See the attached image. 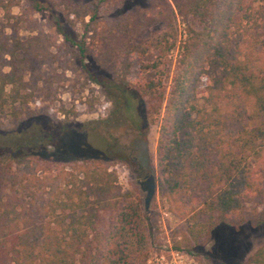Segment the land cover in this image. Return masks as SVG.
<instances>
[{"label": "trees", "instance_id": "1", "mask_svg": "<svg viewBox=\"0 0 264 264\" xmlns=\"http://www.w3.org/2000/svg\"><path fill=\"white\" fill-rule=\"evenodd\" d=\"M172 2L194 25L165 95L162 74L145 76L173 35L136 41L147 24L133 17V4L28 0L25 13L47 14L50 40L22 38L23 13L11 12L15 0H0V264H144L148 256L152 223L117 184L119 160L77 143L65 158L47 151L73 127L64 106H53L67 71L96 85L112 113L142 101L138 131L160 116L158 193L192 215L182 237L189 250L210 239L229 261L240 227L264 223L246 207L264 201V0ZM244 264H264V243Z\"/></svg>", "mask_w": 264, "mask_h": 264}, {"label": "rangeland", "instance_id": "2", "mask_svg": "<svg viewBox=\"0 0 264 264\" xmlns=\"http://www.w3.org/2000/svg\"><path fill=\"white\" fill-rule=\"evenodd\" d=\"M17 5L12 7L13 14L23 13L25 21L19 27V34L22 38L28 35L41 32L43 36L52 40L54 32L48 28L47 14L43 11L25 13L28 0H15ZM47 1V0H37ZM72 3H85L89 0H69ZM127 5L133 4L131 12L133 17L140 20V15H145L146 28L136 33L135 40L147 42L148 40L160 37L165 31L172 34L169 42L173 41L168 54L160 61L156 70L146 74L145 77L162 78L165 95L169 91L172 77L175 72L176 60L178 57L181 40L186 36V28L194 23L191 19L182 17L176 13L172 0H119ZM163 8V15L156 13L158 8ZM171 17L172 25H169L166 18ZM87 20V17H85ZM172 26V27H170ZM81 21L77 20L75 27L81 32ZM150 62L153 56L144 57ZM36 66V65H35ZM83 76H76L71 72L61 75V81L57 84L56 95L53 106H64L67 110V125L73 126L65 132L56 144L48 145L47 151L54 158H65L69 154L68 149L77 143L82 148L87 147L90 152H100L119 160L114 168L117 174V184L122 191H129L139 199L143 212L150 217L152 223L151 234L149 235V252L144 264L158 263L157 258L161 254L169 258V249L175 248L186 254V261L191 264H244L247 258L264 243V223L261 225L244 224L237 234L232 238L228 246L229 261H226L219 254V247L212 240L201 242L202 250H189L182 242L185 228L192 221L191 214L179 212L172 206L165 197L158 193L157 181L159 170L157 166L156 143L160 126V116L152 122L141 123L140 131L137 130V123L142 113L143 103H133V108L125 111L120 108L112 113V105L107 101L94 84H85ZM208 80L201 77L198 83V94L203 91ZM35 106V104H31ZM40 109V108H39ZM75 113H72L71 110ZM63 118L64 115H59ZM81 148V149H82ZM86 150V149H84ZM153 174L155 177V194L152 197L148 210H144L145 192L141 190L139 175ZM143 180V177L141 178ZM264 189V184H262ZM255 211L259 216L264 217V201L255 203L252 199L246 200V207ZM179 244V247H176Z\"/></svg>", "mask_w": 264, "mask_h": 264}, {"label": "water", "instance_id": "3", "mask_svg": "<svg viewBox=\"0 0 264 264\" xmlns=\"http://www.w3.org/2000/svg\"><path fill=\"white\" fill-rule=\"evenodd\" d=\"M140 188L145 192L144 210H148L150 201L155 194V177L153 174H146L144 180L139 181Z\"/></svg>", "mask_w": 264, "mask_h": 264}, {"label": "built area", "instance_id": "4", "mask_svg": "<svg viewBox=\"0 0 264 264\" xmlns=\"http://www.w3.org/2000/svg\"><path fill=\"white\" fill-rule=\"evenodd\" d=\"M169 258L165 255L161 254L159 258H157L158 263L154 264H191L186 261V254L183 251L178 249H169Z\"/></svg>", "mask_w": 264, "mask_h": 264}, {"label": "flooded vegetation", "instance_id": "5", "mask_svg": "<svg viewBox=\"0 0 264 264\" xmlns=\"http://www.w3.org/2000/svg\"><path fill=\"white\" fill-rule=\"evenodd\" d=\"M142 177H143V180H144L145 175H144V176L139 175V181H142V180H141Z\"/></svg>", "mask_w": 264, "mask_h": 264}]
</instances>
